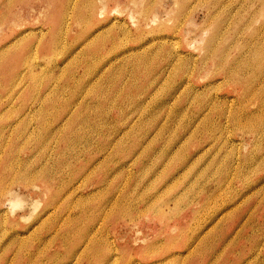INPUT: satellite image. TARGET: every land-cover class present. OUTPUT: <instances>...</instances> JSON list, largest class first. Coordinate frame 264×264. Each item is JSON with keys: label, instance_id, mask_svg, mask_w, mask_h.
<instances>
[{"label": "rangeland", "instance_id": "rangeland-1", "mask_svg": "<svg viewBox=\"0 0 264 264\" xmlns=\"http://www.w3.org/2000/svg\"><path fill=\"white\" fill-rule=\"evenodd\" d=\"M150 263L264 264V0H0V264Z\"/></svg>", "mask_w": 264, "mask_h": 264}, {"label": "bare ground", "instance_id": "bare-ground-1", "mask_svg": "<svg viewBox=\"0 0 264 264\" xmlns=\"http://www.w3.org/2000/svg\"><path fill=\"white\" fill-rule=\"evenodd\" d=\"M97 30V29H96ZM95 31V30H94ZM92 33H93V31H92ZM91 34V33H90ZM93 37V36H92ZM89 38V37H88ZM256 38V37H255ZM41 39V38H40ZM166 39V38H165ZM254 40V39H253ZM161 41V40H160ZM89 42V41H88ZM217 42V41H216ZM237 43H238V41H237ZM11 44V43H10ZM222 44V43H221ZM225 44V43H224ZM38 45V44H37ZM231 45V44H230ZM251 45V44H250ZM35 46H36V44H35ZM173 46V45H172ZM37 47V46H36ZM223 47V46H222ZM225 47V46H224ZM129 48V47H128ZM174 48V47H173ZM6 49H8V48H6ZM5 49V50H6ZM215 50V49H214ZM221 50V49H220ZM228 54V53H227ZM241 54V53H240ZM229 55V54H228ZM262 56V55H261ZM178 57V56H177ZM220 57V56H219ZM228 57V56H227ZM231 57V56H230ZM232 58V57H231ZM180 59H181V56H180ZM217 59V58H216ZM174 60V59H173ZM227 60V59H226ZM232 60V59H231ZM28 61V60H27ZM166 62V61H165ZM174 62V61H173ZM236 63V62H235ZM229 64V63H228ZM244 66V65H243ZM174 67V66H173ZM222 68V67H221ZM221 71V70H220ZM259 72V71H258ZM214 76V75H213ZM237 76V75H236ZM253 76V75H252ZM233 78H235V77H233ZM237 78V77H236ZM252 78V77H251ZM251 80H253V79H251ZM255 80V79H254ZM186 82V81H185ZM235 82H238V81H235ZM187 83V82H186ZM239 83V82H238ZM238 85V84H237ZM191 87V86H190ZM232 108H230V109H228V114H229V116H230V118H232V120L233 121H235L236 123H238L239 124V114H240V112H239V107H237V108H235L234 110H231ZM246 112V111H245ZM255 117V118H254ZM244 118H245V120H246V122H252L253 120H255L256 119V121L258 120V121H260L261 120V118H262V116L261 115H256V116H254L253 115V113H249V114H246V115H244ZM222 126V125H221ZM239 126V125H238ZM129 130V129H128ZM128 130L126 129V130H124L123 132H122V134H128ZM255 130V129H254ZM257 130V129H256ZM255 130V131H256ZM262 130V129H261ZM220 131V130H219ZM218 132V131H217ZM263 132V131H262ZM216 136V135H215ZM211 137H213V135H211ZM216 138V137H215ZM119 139V138H118ZM117 140V139H116ZM214 141H215V139H214ZM113 143H117V141L116 142H113ZM112 143V145H113V147L115 146V144H113ZM126 153H128V151H126L125 152V154ZM129 154V153H128ZM127 154V155H128ZM242 163H243V165L245 164L246 166H248V165H250V163L245 159V158H242L241 160H240ZM242 165V166H243ZM251 165H252V162H251ZM254 167V166H253ZM40 179L41 180H47L48 179V177L46 176V175H40ZM105 179H106V177H105ZM226 179V178H225ZM224 180V179H223ZM219 188V187H218ZM117 191H119V190H117ZM223 191V190H222ZM129 195H130V193H129ZM129 195H127V196H129ZM158 195V194H157ZM174 197V196H173ZM176 197H177V195L175 196V198H173V201L174 200H176L177 201V199H176ZM179 197V196H178ZM177 197V198H178ZM191 197V196H190ZM126 198H128V197H126ZM213 198V197H212ZM113 199H117L116 197H113L112 198V201H113ZM219 199V198H218ZM129 200V199H128ZM155 200V199H154ZM152 201V200H151ZM118 202V201H117ZM155 202V201H154ZM190 202V201H189ZM209 202V201H208ZM113 203V202H112ZM152 203V202H151ZM150 203V204H151ZM165 203V202H164ZM16 204V203H15ZM122 204V203H121ZM128 204V203H127ZM168 204V203H167ZM172 204V203H171ZM113 205H115V204H113ZM152 205H153V203H152ZM162 205V204H161ZM165 205V204H164ZM209 205V204H208ZM109 206H111V208L113 207L112 205H109ZM150 207H151V205H149ZM170 207V206H169ZM110 208V207H109ZM161 208H162V206H161ZM166 208H167V206H166ZM181 208V207H180ZM163 210H164V207L162 208ZM107 210V209H106ZM129 210V209H128ZM4 211V210H3ZM111 211V210H110ZM106 212V211H105ZM108 212V211H107ZM107 212H106V214H107ZM224 213V212H223ZM69 214V213H68ZM47 215H50V214H47ZM67 217V216H66ZM66 218H64V220H65ZM66 222V221H65ZM69 224V223H68ZM100 223H98V225H99ZM100 226V225H99ZM97 229L99 228V227H96ZM210 228V227H209ZM93 230H95V229H93ZM236 231V230H235ZM90 232L91 231H89L88 233H89V235H92V234H90ZM83 232L81 231V233H80V239L79 240H81L83 237L85 238V239H87V240H85V241H87V243L89 244L90 243V239L92 238V237H88L89 235H88V233L86 234V235H88L87 236V238L85 237L86 235H83V237H81V234H82ZM93 233V232H92ZM95 233V232H94ZM100 233V232H99ZM239 233V227H237V231H236V234H234V235H237ZM97 237V236H96ZM235 237H237V236H235ZM99 238H101V237H99ZM107 238V237H106ZM78 240V241H79ZM97 240V239H96ZM112 240V239H111ZM84 241V242H85ZM108 241V240H107ZM110 241V240H109ZM108 241V242H109ZM112 242V241H111ZM86 243V244H87ZM93 243V242H92ZM96 243V242H95ZM189 243V242H188ZM84 244V243H83ZM115 244V243H114ZM85 245V244H84ZM83 245V246H84ZM109 245H111V244H109ZM86 247V246H85ZM95 247V246H94ZM114 247V246H113ZM110 248V247H109ZM115 249H116V246L114 247ZM82 249V248H81ZM114 251V250H113ZM116 251V250H115ZM80 252H81V250H80ZM79 252V253H80ZM105 252V250H103V253H100L99 255H101L102 257H103V259H105V261H107L109 258H110V254H109V252H106V253H104ZM87 254V253H86ZM113 255H114V253H113ZM79 256V255H78ZM170 256H172V255H170ZM177 256V255H176ZM179 256V255H178ZM181 256V255H180ZM111 257H114V256H111ZM78 258V257H77ZM113 259H116V258H113ZM111 260V259H110ZM157 261V260H156ZM150 264H152V263H150Z\"/></svg>", "mask_w": 264, "mask_h": 264}]
</instances>
